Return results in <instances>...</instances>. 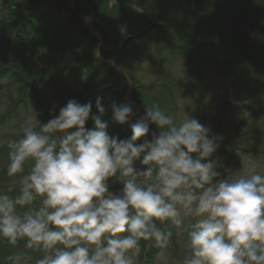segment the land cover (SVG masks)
Returning <instances> with one entry per match:
<instances>
[{
  "label": "clouds",
  "instance_id": "9594fccd",
  "mask_svg": "<svg viewBox=\"0 0 264 264\" xmlns=\"http://www.w3.org/2000/svg\"><path fill=\"white\" fill-rule=\"evenodd\" d=\"M95 107L92 129L85 126L91 102L69 100L58 116L38 122L39 131L28 120L22 138L8 142L7 175L21 178L18 195L0 194V238L42 252L35 264H137L141 240L168 246L172 233L157 222L179 227L183 214L194 223L182 264H264V174L253 165L221 178L210 157L222 137L194 118L176 121L145 107L130 138L118 140L101 119V98ZM111 109L121 125L133 115L126 104ZM150 124L158 134L137 144ZM136 160L146 169L135 168ZM113 177L123 185L118 194L109 191Z\"/></svg>",
  "mask_w": 264,
  "mask_h": 264
},
{
  "label": "trees",
  "instance_id": "16d2710c",
  "mask_svg": "<svg viewBox=\"0 0 264 264\" xmlns=\"http://www.w3.org/2000/svg\"><path fill=\"white\" fill-rule=\"evenodd\" d=\"M5 1L7 9L3 6ZM76 2L81 5L79 12L92 19L93 30L101 34L100 47H96L91 33L82 35L71 27L75 24L87 28L76 13L69 14V9H75L69 8L65 0L2 1L0 74L7 70L16 79L20 95L15 98L14 105L18 111L29 94L43 121L50 116L49 112L59 111L69 100L83 105L90 102L86 100L87 96L95 101L99 97L105 109L101 119L107 121L108 134H116L122 140L130 138L131 132L116 133L114 125L118 123L113 119L111 105L126 104L120 97V88L128 78L133 83L134 99L142 105L143 116L145 107L162 106V94L167 95L168 105L176 106L179 101L188 105L192 118L201 121L204 127L208 107L220 98L227 99L228 103L249 101L246 114L253 112L255 104L264 103V0ZM124 25H128V30L122 35L120 27ZM148 36H155L158 47L150 48ZM30 51L36 52V60H26ZM98 53L119 65L120 71L100 62ZM147 59L153 60L157 74L152 84L159 85L158 91L152 86L142 90L136 77L137 67ZM158 59L163 60L159 63ZM179 63L178 68L183 69L184 77L176 72ZM209 72L215 78L214 81L209 79V85L214 86L210 94L206 88ZM45 88L51 90L47 93ZM91 104L90 117L85 125L87 129L94 127L91 116L99 115ZM230 107L233 106L224 104L215 112L217 126L210 129V135L222 137L218 141L219 148L210 157L220 165L237 156L236 152L243 149L240 140L250 131V127L242 129L234 146L228 147L221 125ZM164 108L166 111H163L176 121L183 120L178 112H172L167 106ZM130 117L134 120L133 116ZM250 147L259 151L258 144ZM4 158L9 159L8 156L0 158V167L7 169L9 161ZM29 169L26 163L23 174ZM20 178L21 174L9 177L7 170L1 171L0 184L5 193L11 189L13 197L18 195ZM24 210L18 208V211ZM147 242L140 241L137 263L143 249L146 251ZM25 243L21 240L12 246L0 238V264H12L8 257L14 254H21L20 264H35L42 258V252L26 249Z\"/></svg>",
  "mask_w": 264,
  "mask_h": 264
},
{
  "label": "rangeland",
  "instance_id": "374dc122",
  "mask_svg": "<svg viewBox=\"0 0 264 264\" xmlns=\"http://www.w3.org/2000/svg\"><path fill=\"white\" fill-rule=\"evenodd\" d=\"M2 1L0 0V10L2 7ZM8 1V0H7ZM68 5H74L73 0H65ZM3 6L7 9L6 1L3 3ZM75 7V6H74ZM4 8V9H5ZM125 28V32L128 30V25L121 26ZM120 27V28H121ZM155 36H148L147 41L150 40V48L153 49L157 46V42L155 41ZM145 41V42H147ZM146 45H148L146 43ZM36 52L30 51L26 60H36ZM172 59V58H170ZM169 59V60H170ZM98 60L105 65H110L118 72L120 71V66L117 65L110 59H105L98 53ZM158 59V62L161 63L162 60ZM152 59L144 60V62L140 63L136 70V77L139 81V85L142 90H145L147 87H155L159 89V85H154L152 83L155 82L156 79V70L152 63ZM43 64H40V66ZM153 66V67H152ZM180 63L176 68L177 74L180 77H184L183 69H179ZM185 67V66H184ZM6 72V73H5ZM9 72L4 71L0 74V158L3 156H8L9 148L7 146L9 141H15L22 138V128L26 126V121L31 120L33 127L36 131H39V123L44 124L49 119L58 116L59 111L49 112L50 116L46 118L44 121L41 119L42 117L39 115L38 107L34 103L31 95L29 94L28 100L22 107L16 109L14 103L15 98L19 97L20 89H17L18 84L14 80L13 76L8 74ZM213 73L209 72L207 75V84L206 88L208 93L212 91L214 86L209 85V79L214 81ZM125 84L121 86L120 97L123 98L126 105H129L132 108L133 116L135 121L140 119L143 116L142 105L135 100L133 96V83L128 78L124 81ZM107 88V87H105ZM123 89V90H122ZM145 92V91H144ZM249 101L242 102H227V99L220 98L219 100L213 102V105H210L208 119L204 122L206 124V128L212 129L216 127L217 119H214L215 112L225 105H230V107L224 114V120L221 125V133L222 136L225 135L228 141V147L234 146L235 140L237 139L238 132H241L242 129L246 130L250 127L249 135L243 137L241 139L239 145L241 148L236 152L235 157L223 161L221 166L217 168L218 172L221 173V178L228 176L231 173H235L236 175H242L247 173L252 166H255V171L260 174H264V103L262 105L255 104L253 107V112H248V103ZM7 106L9 107L7 109ZM14 106V108H13ZM95 106H93V110ZM178 108L182 110L180 117L186 119L187 117L192 118L191 111L189 110V106L185 105L184 102L180 101ZM54 114V116H53ZM246 115V116H245ZM245 116V117H244ZM39 122V123H38ZM91 124H94L92 119L90 120ZM107 122V121H106ZM201 122V121H199ZM202 124V123H201ZM202 126H204L202 124ZM254 133V134H251ZM59 135V133L54 134ZM239 137V136H238ZM251 144H258L259 151H254V147H250ZM249 148V150L244 149ZM29 167L31 166V161L27 162ZM134 167L138 170H145L146 166H142L134 161ZM220 178V177H218ZM109 191L118 194L122 188V183L115 177L110 178L108 181ZM3 186H5L3 184ZM0 194H7L10 197H13V194L9 191L3 190L2 184H0ZM36 207L39 206V201L35 204ZM182 223L179 227H176L171 224L170 221H167L163 224L157 222V226L163 231H171L172 235L168 246L165 248H159L155 245L154 240H150L145 245L146 255H145V263L146 264H182L183 258L188 255V250L186 248L187 242V233L190 230L189 225L194 223L193 218L181 216ZM145 242V241H144Z\"/></svg>",
  "mask_w": 264,
  "mask_h": 264
},
{
  "label": "bare ground",
  "instance_id": "6f19581e",
  "mask_svg": "<svg viewBox=\"0 0 264 264\" xmlns=\"http://www.w3.org/2000/svg\"><path fill=\"white\" fill-rule=\"evenodd\" d=\"M73 4L74 5H70V7L69 8H74L75 10L73 11V9H69V14H75L76 13V17H78L79 19H82L83 20V22L86 24V26H87V28H82V27H80V26H76L75 24L74 25H72L71 27L72 28H74L75 30H79L80 31V34H82V35H89L90 33H91V35L93 36V40L96 42V47L98 48V47H100V45H101V43H102V36H101V34L99 33V31H94L93 29H94V26H93V24L91 23V21L90 20H92L91 18H87L85 15H83L82 13H80L79 12V9H81V5H79V4H77V2H76V0H73ZM75 6V7H74ZM144 61H142V63H143ZM51 89H49V90H47V88H45V92H47L48 93V91H50ZM159 89H157V91H158ZM162 97H161V100L163 101L162 102V106H160V109L161 110H164V111H166V108H164L165 106H167L168 108H170V110H172V112L174 111V112H182V110L181 109H179L178 108V105H179V102H177V105L176 106H174L173 104H169V105H171V106H169L168 104H167V101H166V98H167V95H165V94H162L161 95ZM94 98L93 97H90V96H87V98H86V100L87 101H90L91 103H93V106H94V104H95V100H93ZM84 100V99H83ZM164 103H165V105H164ZM168 111V110H167ZM168 115V114H167ZM132 117H129L128 118V122L127 123H125V124H123V125H121V124H115L114 126H115V128H117V129H115V131H116V133L117 134H123V133H125L126 131H128V132H131V124H133V123H135L136 121H135V119L133 120V119H131ZM180 121V120H179ZM198 123L199 124H201V122H199L198 121ZM202 125V124H201ZM158 132H159V130L157 129V127L155 126V125H153V124H150L149 125V133L147 134V136H145V137H143V138H141L140 140H138L136 143L137 144H140V143H143L144 142V140L145 139H147V140H151L152 139V135L155 133V134H158ZM114 137H116V138H118V140H120L121 139V137H119V136H117L116 134L114 135ZM142 157H143V154L141 155V159H142ZM3 159V158H2ZM7 158H4V160H6ZM6 161H9V159H7ZM135 163H138V164H140V165H142L141 163H140V160H136L135 161ZM142 166H144V165H142ZM145 167V166H144ZM5 170H7V169H5L4 167H0V172L1 171H5ZM145 255H146V251H144V249H143V252H142V255H141V258H140V260H139V262L137 263V264H146L145 263Z\"/></svg>",
  "mask_w": 264,
  "mask_h": 264
}]
</instances>
